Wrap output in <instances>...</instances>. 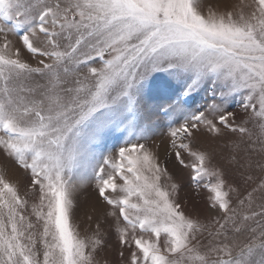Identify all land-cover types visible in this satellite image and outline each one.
I'll use <instances>...</instances> for the list:
<instances>
[{"label":"snow or ice","instance_id":"1","mask_svg":"<svg viewBox=\"0 0 264 264\" xmlns=\"http://www.w3.org/2000/svg\"><path fill=\"white\" fill-rule=\"evenodd\" d=\"M201 89L211 100L192 109ZM148 99L192 184L214 178L203 185L223 213L214 230L184 212L140 142ZM115 131L126 133L115 156L98 151ZM198 134H231L228 162L264 172V0H0V155L30 176L22 194L0 165V264H101V224L81 235L72 222L92 180L127 264H264V176L233 207Z\"/></svg>","mask_w":264,"mask_h":264},{"label":"rangeland","instance_id":"2","mask_svg":"<svg viewBox=\"0 0 264 264\" xmlns=\"http://www.w3.org/2000/svg\"><path fill=\"white\" fill-rule=\"evenodd\" d=\"M237 0H203L205 7L208 5H231L236 3ZM24 58L29 59L31 63L35 64L36 60L31 58V54L24 52ZM40 83L43 80L37 78ZM193 100L190 101V106L195 109L197 106L205 105L210 102V93L201 89L193 94ZM154 102L150 99L144 102V115L149 117L152 121L151 131L147 133L149 139L147 141H140L146 143L156 154L162 167H166L171 182L178 185L177 194L175 199L181 204L182 209L188 215L198 217L206 229L214 230L218 227L216 223L218 220L222 222L223 213L218 208L211 206L209 197L211 192L203 185L205 183L214 182V178L205 177L200 181L199 187H195L191 181V169L179 165L175 161L174 155L170 150V136L168 134L169 124L166 118L155 115ZM229 111L237 110L236 104L233 101L229 106ZM182 119V118H181ZM239 119V117H238ZM126 133L122 134L119 131L113 132L105 141V147L99 149L101 152H111L113 156L116 150L123 145ZM231 138L229 134L226 138L214 139L208 134H198L199 145L203 149H207L212 153V164L219 167L224 173V179L228 185L235 189L230 193L232 206H237L238 199L244 198L246 194L251 191L259 183L264 172L255 165L249 170H241L237 166L228 162L230 148L226 143V139ZM185 162L190 163V158L184 154ZM0 165L6 167V178L10 181L18 183L21 193L27 190L30 183V176L23 170L16 166L12 161L5 160L0 155ZM243 173V174H241ZM251 175L252 179L248 180L247 176ZM259 195V194H256ZM30 196L29 199H34ZM74 210L72 222L77 226L81 235H90L99 222L105 232V246L104 249L98 254V259L101 264L107 261L108 264H127L129 252L124 249L125 256L122 258L119 255L121 247L118 242L117 234L115 232V217L107 216V212L111 211L110 206L104 203L100 198L98 191L95 188V181H89L79 188L74 197ZM259 203V201H257ZM92 219L89 220L88 217ZM207 237V231L204 233Z\"/></svg>","mask_w":264,"mask_h":264}]
</instances>
